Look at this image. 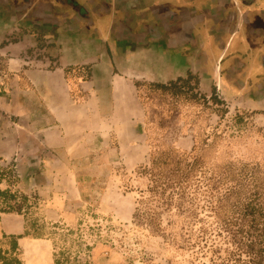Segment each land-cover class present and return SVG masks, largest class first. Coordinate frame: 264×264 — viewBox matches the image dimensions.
<instances>
[{
  "label": "rangeland",
  "instance_id": "1",
  "mask_svg": "<svg viewBox=\"0 0 264 264\" xmlns=\"http://www.w3.org/2000/svg\"><path fill=\"white\" fill-rule=\"evenodd\" d=\"M1 64L3 87L11 73ZM176 83L161 90L139 82L138 121L116 114L105 121L101 132L105 135L99 138H69L56 151L40 148L39 155L46 160L41 185L26 178L19 167L5 169L2 189L13 199L2 202V208L11 205V213L20 210L23 220L44 226L45 238L31 251L28 242H22L25 253L18 246L22 264H54L56 258H64L60 264H241L247 260L244 254H239L240 261L234 260L232 254L239 252L217 216L219 203L207 196L211 183L207 179L225 177L228 168L233 172L214 189L218 194L234 185V174L244 164L264 174V103L229 104L214 92L193 89V80L191 86L188 80ZM167 149L196 156L199 183L195 199L186 204L192 213L176 209L175 204L150 205L159 214L158 231L137 217V208L149 195L143 168L157 150ZM55 159L56 163L49 162ZM23 163L33 176V170L26 169L31 162ZM3 218L0 248L6 250L10 238ZM55 223L59 228L52 227Z\"/></svg>",
  "mask_w": 264,
  "mask_h": 264
},
{
  "label": "crops",
  "instance_id": "2",
  "mask_svg": "<svg viewBox=\"0 0 264 264\" xmlns=\"http://www.w3.org/2000/svg\"><path fill=\"white\" fill-rule=\"evenodd\" d=\"M82 1L91 8L100 3L96 7L98 13L107 7L111 12L115 10L117 17L128 9L143 13L147 8L144 6L189 11L205 30L203 36L196 34L192 44L196 52L191 53L187 52V45L172 46L165 38L115 40L108 34L92 33L84 24L69 23L65 29L39 23L43 36L53 44L47 47V55L28 63L22 56L37 46V33L25 27L38 22L15 23L0 12V55L6 58L3 68L11 73L0 87V160L16 161L20 171L27 174L25 177L39 185L46 161L39 155L40 148L56 151L59 146H66L69 138L85 140L91 135L99 138L104 134L101 132L105 121L114 119L116 114L120 119L140 120L137 82L166 83L191 72L198 76L201 90H210L215 86L213 73L205 63L215 38L210 34L227 36L232 31L239 16L234 14V6L248 18H258L254 25L264 19V0ZM48 61L54 66L48 67ZM77 66L91 67L88 80L69 79L65 69ZM122 108L126 110L123 113ZM25 161L31 162L26 169L33 170V176L25 171ZM49 162L56 163L57 159ZM0 189L3 190L1 183ZM1 215L7 235L23 233L25 220L21 215L3 212ZM40 241L43 240L27 236L17 243L23 249L22 242H28L31 251Z\"/></svg>",
  "mask_w": 264,
  "mask_h": 264
},
{
  "label": "flooded vegetation",
  "instance_id": "3",
  "mask_svg": "<svg viewBox=\"0 0 264 264\" xmlns=\"http://www.w3.org/2000/svg\"><path fill=\"white\" fill-rule=\"evenodd\" d=\"M98 5L100 3H95L91 8L82 0H0V12L15 23L38 22L37 25L25 27L37 33V46L22 56L28 63L35 61V57L43 58L47 55V47L53 44L43 36L44 32L40 24L61 26L65 29L69 23L84 24L85 28L92 29V33L108 34L111 36L107 37L115 40L128 38L134 41L145 39L149 41L165 38L172 46L187 45L189 48L187 52L191 53L196 52L195 45L192 46L196 34L198 36L204 34L205 26L197 22L194 15H189V11L182 13L180 10H159L144 6L143 8H147L143 13H138L137 9H128L117 17L115 10L111 12L107 7L102 8L98 13L96 9ZM118 9L123 11L121 8ZM233 11L239 16L232 31L227 36L210 34L215 38L210 44L212 49L208 48L205 63L213 73L215 86L208 91L214 92L218 98L229 104L254 102L259 106L264 103V19L260 18L259 25H254L258 18H248L241 14L236 6ZM77 28L81 27L77 26ZM5 59L0 55L1 65ZM53 66V62L48 61V67ZM65 72L70 80L78 78L88 80L91 76V67H67ZM183 80H188L189 84L193 80V85L191 86V83L190 86L201 91L198 76L191 72L173 81L152 82L150 85L153 87L156 84L169 85L170 82ZM138 84L139 82L136 83L137 86ZM2 165H5L3 169L8 170L18 167L14 160H0V166L3 167Z\"/></svg>",
  "mask_w": 264,
  "mask_h": 264
},
{
  "label": "trees",
  "instance_id": "4",
  "mask_svg": "<svg viewBox=\"0 0 264 264\" xmlns=\"http://www.w3.org/2000/svg\"><path fill=\"white\" fill-rule=\"evenodd\" d=\"M175 85L176 82H170L169 85L156 84L154 88L164 90ZM178 91L179 89H176L175 94H178ZM199 165L196 156L190 158L189 154H178L169 149L157 150L150 157L149 164L143 168V173L150 182L147 187L149 195L139 201L137 217L146 220L147 225L159 231L160 224L157 222L159 214L150 207L151 204L161 208L175 204L176 209L192 213L188 211L186 204L195 199L193 195L197 192L196 187L199 183L195 172L199 171ZM227 171L225 177L231 178L233 172L229 168ZM5 172V169L0 168V183ZM234 175L236 176L234 185L226 187L223 193L218 194H214V189H219L217 187L224 182L225 177L219 175L208 178L207 181L211 183L206 190L207 196L213 199L214 203H219L217 207L215 206L218 209L217 216L221 217L227 233H230L231 243L239 252L232 254L234 260L240 261L239 254H244L247 260L240 262L241 264H264V174L259 168L244 164ZM11 199L13 196L8 190L0 189L2 202L7 203ZM12 207L10 205L4 209L0 204V213H11L14 211ZM17 213L21 214L20 210ZM59 226L57 223L52 225L54 228ZM43 227L36 220L25 221L23 233L9 235L8 248L6 250L0 248V264H22L18 257L17 240L27 236L35 239L45 238L41 230ZM63 254L62 250L58 253L59 256ZM63 259L56 258L54 264H60Z\"/></svg>",
  "mask_w": 264,
  "mask_h": 264
},
{
  "label": "built area",
  "instance_id": "5",
  "mask_svg": "<svg viewBox=\"0 0 264 264\" xmlns=\"http://www.w3.org/2000/svg\"><path fill=\"white\" fill-rule=\"evenodd\" d=\"M3 81V72L0 70V85H2Z\"/></svg>",
  "mask_w": 264,
  "mask_h": 264
}]
</instances>
